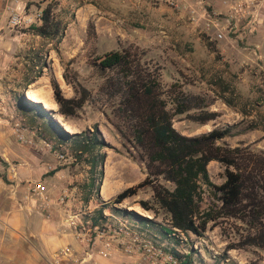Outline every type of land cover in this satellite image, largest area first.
<instances>
[{
    "label": "rangeland",
    "instance_id": "374dc122",
    "mask_svg": "<svg viewBox=\"0 0 264 264\" xmlns=\"http://www.w3.org/2000/svg\"><path fill=\"white\" fill-rule=\"evenodd\" d=\"M48 4L53 5L58 19L64 23L61 42L49 45L40 40L36 50H21L15 57L17 64L14 66V74L8 76L6 82L16 88H9L16 96L28 88L38 90L51 104H55L49 108L51 114L68 133L98 129L105 140V146L100 149V153L105 156L104 161L98 164L96 170L97 179L102 180V200L111 201L125 189L135 187L138 194L114 204L115 207L135 211L144 217H153L138 203L140 199H149L152 195L150 185L144 184L147 178L146 163L141 151L130 140L132 130L124 119L120 96L112 97L110 94L114 86L112 84L119 75L115 70L103 73L94 66L97 58L112 50L132 48L142 58L143 68L160 73L161 81L167 89L172 83L178 82L187 92L214 99L209 109L219 113L216 119L201 125L188 115H178L174 119V126L180 132L197 135L216 128H230L231 135L224 139L227 144L249 146L255 151L264 152V130L249 128L259 111L264 114V21L254 33L246 35L233 32V22L224 24L227 31L223 38H218L214 29H206L203 16L206 12L214 14L211 5L203 6L198 21L194 22L188 17L191 13L172 5L169 0H48L45 5ZM35 9L32 7L30 11ZM38 57L42 58V65ZM35 64L40 68H36ZM24 68L27 69L26 73L21 71ZM65 73L71 81L77 80L88 90V100L75 117L65 118L59 113L54 95L52 80L58 81L64 96H79L78 91L64 78ZM31 79L35 80L28 84ZM228 101H234L235 105ZM258 106H261L260 110ZM243 111H249L250 114L246 115ZM13 113L12 128L16 142L38 145L41 140L39 135L29 134L27 128L31 130L32 126L41 127L43 120L30 108L23 111L17 108ZM59 118L75 126L76 132L68 131ZM17 122L26 127L24 132L33 138L32 144L19 140ZM43 135L47 138L43 147L53 157V160L50 158L51 161H48L51 164H47L48 173L54 169L62 171L60 179H63V186L60 193L51 197L50 189L42 178H21L15 168H11L12 175L8 179L7 164L0 157V167L4 170L0 171V176L8 185L9 194L19 206L31 201L47 209L52 206V198L64 205L70 200L72 209L78 212L82 223L79 228H75L76 232L82 233L89 245L96 239L101 240L103 245L104 239L90 223L85 224L84 221L85 217L96 213L102 205L96 195L86 200L88 192L84 185L91 177V163L85 160L86 156L76 161L67 143L61 147L57 143L59 149H55L51 142L53 139L46 133ZM208 171L213 183L221 185L225 181V166L219 161H211ZM34 183L45 186L44 195L35 194L26 199ZM104 185L108 188L107 194L102 191ZM204 190L202 206L207 208L215 198L207 186H204ZM65 193L67 195L62 200ZM110 213L107 209L105 215ZM155 220L162 225L167 223L162 214ZM241 225L236 220L216 224L211 222L202 236H187L184 251L189 252L191 247L194 248L191 253L195 264H264V249L261 247L227 250L230 242H238ZM102 232L113 239L114 249L121 252L120 258L130 255L120 249L119 241L123 235L110 229ZM152 236L159 241L165 240L157 235ZM147 239L153 237L148 236ZM137 256L148 264L141 253Z\"/></svg>",
    "mask_w": 264,
    "mask_h": 264
},
{
    "label": "trees",
    "instance_id": "16d2710c",
    "mask_svg": "<svg viewBox=\"0 0 264 264\" xmlns=\"http://www.w3.org/2000/svg\"><path fill=\"white\" fill-rule=\"evenodd\" d=\"M40 8H43L42 19L27 29L39 34L48 43L61 42L64 23L58 19L55 8L52 4ZM38 59L39 62L42 60L41 57ZM94 66L103 73L115 70L119 75L112 84L110 94L112 97L120 96L124 119L132 130L130 140L141 151L146 163L147 178L144 184L150 185L152 195L149 199H140L138 203L153 215L152 218L115 207L114 204L137 195L138 189L135 187L125 189L111 201L102 200V180L97 179L96 170L98 164L104 161L105 156L100 149L105 146V140L98 129L68 133L52 116L50 109L31 101L24 93L18 96L19 110L30 108L35 111L43 120L41 135L46 133L53 139L51 142L55 149L67 143L76 161L86 156L84 159L91 163V177L84 185L88 192L86 200L96 195L102 205L96 213L84 218L85 224L97 226L100 231L110 229L121 234L129 231L144 238L153 237L152 240L185 264H195L191 253L194 248L191 247L189 252L184 251L187 242L186 239L182 242L180 236L183 234L188 239L187 236L194 234L200 237L211 222H241L239 240L230 242L227 250L247 246L264 249V152L255 151L249 146L227 144L224 139L231 135L230 128H216L197 135L180 132L174 126V119L178 115H188L201 125L216 119L219 113L209 109L214 99L187 92L178 82L172 83L169 89L165 88L160 73L143 68L142 58L132 48L109 51L97 58ZM64 78L78 91L79 96H64L58 81L52 80L55 99L62 116L75 117L88 100V90L77 80L71 81L66 73ZM228 103L235 105L234 101ZM261 106H258L259 110ZM259 112L258 116L253 117L249 128L264 130V114ZM243 113L250 114L249 111ZM42 138L47 140L44 135ZM214 160L225 166L226 179L221 185L212 182L208 171L209 163ZM57 170H51L49 175ZM204 186L215 198L207 208L202 206L206 192ZM107 209L111 212L109 215H105ZM160 214L167 220L166 225L155 220ZM152 235L165 240L159 241Z\"/></svg>",
    "mask_w": 264,
    "mask_h": 264
},
{
    "label": "crops",
    "instance_id": "0c3cea01",
    "mask_svg": "<svg viewBox=\"0 0 264 264\" xmlns=\"http://www.w3.org/2000/svg\"><path fill=\"white\" fill-rule=\"evenodd\" d=\"M205 1L210 3L215 12L227 14L228 7L222 0ZM47 2L48 0H0V157L7 164L8 179L12 175L11 168H15L21 178H42L50 189V196L54 197L63 186V179H60L62 171L57 170L49 175L47 164H51L48 161H51L50 158L53 160V157L43 147L46 140L42 138L40 127L32 126L31 130L27 128L29 134L39 135L41 140L38 145L29 146L16 142L12 122L15 116L13 110L19 108V95L12 93L9 90L12 84L6 82L8 76L14 74V66L17 64L15 57L21 50H36L40 40L48 42L27 28H12L9 25L10 10L17 4L28 10L32 7H45ZM201 8L196 4L199 12ZM188 11L190 14V10ZM188 17L192 19L194 15L191 13ZM194 18V22L198 21V15ZM50 44L52 43L49 42ZM21 71L26 73L27 69ZM0 171L4 172L2 167ZM52 199V206L48 209L31 201L19 206L0 176V264H52L63 250L67 251V256L64 255L63 259L70 264H75V260H78L76 264H145L137 254L120 258L121 252L118 249H114L108 257L102 256L98 250L102 247L101 240L96 239L89 245L83 234L78 237L75 226L70 224L71 217L78 214L72 209L70 200L64 205Z\"/></svg>",
    "mask_w": 264,
    "mask_h": 264
},
{
    "label": "built area",
    "instance_id": "2783aa9c",
    "mask_svg": "<svg viewBox=\"0 0 264 264\" xmlns=\"http://www.w3.org/2000/svg\"><path fill=\"white\" fill-rule=\"evenodd\" d=\"M170 3L176 7H182L183 11L190 12L194 15L200 16V12L196 9V4L203 6H209L210 3L205 0H169ZM223 3L228 7L227 14L224 16L221 13L214 12L213 15L208 12L204 13L206 19V29H214L218 38H223L227 27L224 24L233 22V32H238L240 34L254 33L259 24L264 21V0H222ZM206 11V10H205ZM202 16V17H203ZM43 17V9L37 8L34 11L28 10L26 7H20L19 4L10 10L9 25L14 29H26L37 21H40ZM192 20H196L195 18ZM36 68H40L36 65ZM26 127L22 125L21 122L16 123L17 135L19 140L22 142L32 144L34 142L30 135H27L24 130ZM47 145H50L48 143ZM30 191L26 194L25 198L28 199L33 197L32 195L43 196L45 191V186L42 183H34L31 185ZM67 193L63 195L62 200L65 199ZM107 212V210L105 211ZM73 218V219H72ZM70 224L79 228L81 219L78 214L71 217ZM93 229L98 232L101 238L104 239L103 245L99 250L102 256H107L114 249L113 239L106 237L105 234L98 230L95 226ZM179 231L178 229H174ZM119 233L118 231H113ZM179 233V232H178ZM79 234V233H78ZM80 233L79 235H81ZM176 234V233H174ZM182 234V233H181ZM119 241L120 249L127 254L134 255L141 253L149 264H185L183 260L178 259L171 252L166 251L160 244L152 239H147L140 234H131L129 231L125 232ZM179 236V235H177ZM114 237V236H113ZM181 241L187 238L182 234L180 236ZM67 256V251H61L52 262V264H70L63 259V256ZM78 260L73 261L75 264ZM80 261V260H79ZM72 264V263H71Z\"/></svg>",
    "mask_w": 264,
    "mask_h": 264
},
{
    "label": "bare ground",
    "instance_id": "6f19581e",
    "mask_svg": "<svg viewBox=\"0 0 264 264\" xmlns=\"http://www.w3.org/2000/svg\"><path fill=\"white\" fill-rule=\"evenodd\" d=\"M26 95L31 99L33 100L34 102H37V103H40L42 104L45 108H53L52 106L55 105V104H51L49 102V100H47L45 97H43V95H41L39 93L38 90H34L33 88L29 89L28 88V91L26 93ZM51 101V100H50ZM52 102V101H51ZM55 107V106H54ZM58 120L61 121V123L63 124V126L70 132H74L75 130V126L73 127L69 122H66L64 119L62 120L61 118H59ZM76 132V131H75ZM103 193L104 194H107L108 193V188L107 186H103V189H102Z\"/></svg>",
    "mask_w": 264,
    "mask_h": 264
},
{
    "label": "water",
    "instance_id": "95a60500",
    "mask_svg": "<svg viewBox=\"0 0 264 264\" xmlns=\"http://www.w3.org/2000/svg\"><path fill=\"white\" fill-rule=\"evenodd\" d=\"M27 91H28V90H27V89H25V90H24V94H26V93H27Z\"/></svg>",
    "mask_w": 264,
    "mask_h": 264
}]
</instances>
